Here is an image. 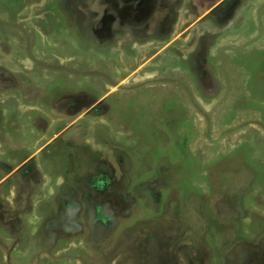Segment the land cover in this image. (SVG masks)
<instances>
[{
	"label": "rangeland",
	"instance_id": "rangeland-1",
	"mask_svg": "<svg viewBox=\"0 0 264 264\" xmlns=\"http://www.w3.org/2000/svg\"><path fill=\"white\" fill-rule=\"evenodd\" d=\"M100 1L0 0V264H264V0Z\"/></svg>",
	"mask_w": 264,
	"mask_h": 264
},
{
	"label": "flooded vegetation",
	"instance_id": "flooded-vegetation-1",
	"mask_svg": "<svg viewBox=\"0 0 264 264\" xmlns=\"http://www.w3.org/2000/svg\"><path fill=\"white\" fill-rule=\"evenodd\" d=\"M156 1L164 0H101L100 5L104 6L106 11L103 15L92 12L91 30L99 27L101 31L97 36L108 38L126 34L128 29L139 30L144 24L146 7ZM222 16L224 17V14ZM161 17L169 21L173 19V14L169 11Z\"/></svg>",
	"mask_w": 264,
	"mask_h": 264
}]
</instances>
